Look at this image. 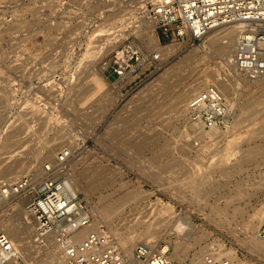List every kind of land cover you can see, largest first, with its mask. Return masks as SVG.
Returning a JSON list of instances; mask_svg holds the SVG:
<instances>
[{"label":"rangeland","instance_id":"1","mask_svg":"<svg viewBox=\"0 0 264 264\" xmlns=\"http://www.w3.org/2000/svg\"><path fill=\"white\" fill-rule=\"evenodd\" d=\"M153 1L0 0V171L20 164L0 183L68 149L76 191L125 253L165 241L179 261L233 252V264H264V219L251 224L264 212V79L246 80L221 62L206 41L223 28L198 47L156 33L161 60L120 79L107 64L127 37L153 51L141 20ZM195 79L230 101L214 136L190 129L187 108L177 110ZM247 153L256 159L222 173ZM12 200L0 204V221L33 227L26 201ZM186 219L190 237L176 232Z\"/></svg>","mask_w":264,"mask_h":264},{"label":"built area","instance_id":"2","mask_svg":"<svg viewBox=\"0 0 264 264\" xmlns=\"http://www.w3.org/2000/svg\"><path fill=\"white\" fill-rule=\"evenodd\" d=\"M68 0H56L61 7ZM141 20L154 25L163 41L187 42L201 46L214 30L235 26L238 41L233 63L242 76H264V0H155L143 10ZM139 27V25L137 26ZM162 55L148 52L137 36L127 37L112 53L107 67L120 79L144 65H154ZM190 119L206 129H222L230 111V101L217 84H207L187 103ZM68 149L56 162L44 164L0 183V204L14 198L25 200V210L33 219L30 237L34 249L49 244L62 246L63 264H130L116 235L104 224L94 226L84 236L77 234L93 225V217L73 185L75 176ZM264 240V225L261 230ZM142 264H194V259L179 261L165 241L140 243L134 250ZM208 257V256H213ZM207 264H233L234 261L208 254ZM0 264H26L20 250L0 227Z\"/></svg>","mask_w":264,"mask_h":264},{"label":"bare ground","instance_id":"3","mask_svg":"<svg viewBox=\"0 0 264 264\" xmlns=\"http://www.w3.org/2000/svg\"><path fill=\"white\" fill-rule=\"evenodd\" d=\"M147 24H148L149 28H147V31L142 33V37L146 38V41L148 42V46L152 50H156V51L160 52L162 55L161 46L158 42L157 36L155 35L156 33H154V25H152L148 21H147ZM227 27H223V29L221 28L222 30L219 31L220 36H218L217 38H214V39H212L213 37L212 38L210 37L206 41V43H210L211 45H213L214 52L219 54L221 59H222L221 62L226 67L230 68L231 70H234V73L236 75H238L239 77H241L242 74L238 70H236L234 63H233L234 52H235V48L237 45L239 33H238V30L235 26H227ZM218 29H220V28H218ZM228 29H230V30L228 31ZM263 77H260L257 79H248L247 78L246 80H250V81L254 80L255 81V80L264 79ZM205 88H202L200 86V84H198V80L195 79V80L191 81L189 83V86L186 88V90L184 89L178 97V100L176 102L177 110H179L181 112L184 111L187 108L188 100L191 99L194 95H196L199 91H201V89H205ZM219 88L221 89V87H219ZM174 105H175V103H174ZM230 110H231V105H230ZM186 112H187V109H186ZM227 118H228V114H227L226 120H227ZM188 119H189L188 121L191 124V125L189 124L190 129L194 128L196 131L198 129H200V131L207 132V134L209 136H214L215 133L220 130V129H209V130H207L206 128L200 126L198 123L193 122L190 119V117H188ZM201 128H202V130H201ZM8 140H9V138H8ZM141 143H143V142H141ZM139 145H141V144H139ZM142 147H145V145L142 144ZM47 153H52V149L49 150V148H48ZM247 154L249 156H247ZM247 154H243L242 158L238 159L237 162L232 167L225 168L222 173L224 175L234 173L236 171H232V170L241 169L256 159L254 155H253L254 156L253 157V156H250V153H247ZM56 161H54V162H56ZM18 165H20V164L16 163V162L13 164L6 165L0 171V178H8L10 175L16 173ZM43 167L44 166H42V168ZM75 181H77V178L74 176L73 185H74ZM93 184H94V182H93ZM239 192H242V191L239 190ZM11 201H13V200H9L7 203H10ZM19 212L21 214H24L23 208L20 209ZM262 218L264 219V212L263 213L262 212L257 213L256 218L251 221V224H254L258 220H262ZM100 223L101 222H96V223L94 222L92 226H97ZM92 226H90V227H92ZM0 227L4 230V232H6V234L14 242L15 246L20 250L26 264H31V263L32 264H63L62 246L61 245H58L55 243V244H51V245L49 244L47 247H44V248L34 249L32 247L31 242H30V237H31V232H32V224H30L29 222H22V220H20V222L17 225L16 224L14 225L13 223L0 221ZM90 227H86V228L82 229L77 234V236L78 237L84 236L89 231L88 228H90ZM194 228H195L194 223H192L190 220L186 219L185 222L184 221L179 222V224L176 227V232H177V234L179 233L180 235L190 237L191 232L194 230ZM260 241H261L260 242L261 244H264V240L262 238L260 239ZM54 247H56L58 249L57 252H51V249H53ZM32 250H33V252H32ZM58 252L60 254L59 262L57 261L58 260ZM129 252H130L129 254L127 252L125 254L128 257V259L130 260V264H142L141 262H139V261L135 260V258H133L134 257L133 251H129ZM24 253H28V256L27 257L24 256L23 255ZM233 254H234L233 252H228V253H226V256L228 258H231L233 256ZM193 262H194V264H207L206 259L205 260L203 259L201 261V263L196 261V260Z\"/></svg>","mask_w":264,"mask_h":264}]
</instances>
